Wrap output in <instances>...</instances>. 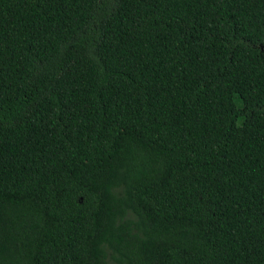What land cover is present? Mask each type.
Here are the masks:
<instances>
[{"label": "trees", "instance_id": "16d2710c", "mask_svg": "<svg viewBox=\"0 0 264 264\" xmlns=\"http://www.w3.org/2000/svg\"><path fill=\"white\" fill-rule=\"evenodd\" d=\"M0 264H264V0H0Z\"/></svg>", "mask_w": 264, "mask_h": 264}]
</instances>
